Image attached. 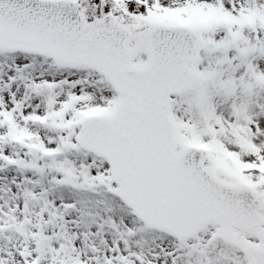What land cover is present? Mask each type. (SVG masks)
Listing matches in <instances>:
<instances>
[{"label":"snow or ice","instance_id":"obj_1","mask_svg":"<svg viewBox=\"0 0 264 264\" xmlns=\"http://www.w3.org/2000/svg\"><path fill=\"white\" fill-rule=\"evenodd\" d=\"M0 264H264V0H0Z\"/></svg>","mask_w":264,"mask_h":264}]
</instances>
